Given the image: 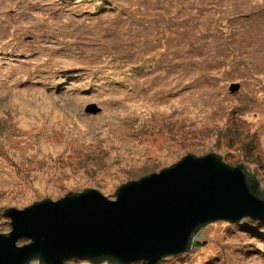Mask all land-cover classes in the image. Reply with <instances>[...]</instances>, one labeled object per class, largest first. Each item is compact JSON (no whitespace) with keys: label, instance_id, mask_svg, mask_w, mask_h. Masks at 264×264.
I'll return each instance as SVG.
<instances>
[{"label":"rangeland","instance_id":"rangeland-1","mask_svg":"<svg viewBox=\"0 0 264 264\" xmlns=\"http://www.w3.org/2000/svg\"><path fill=\"white\" fill-rule=\"evenodd\" d=\"M210 153L264 187V0H0V233L11 207L115 199ZM156 264H264V218L209 222Z\"/></svg>","mask_w":264,"mask_h":264},{"label":"water","instance_id":"water-1","mask_svg":"<svg viewBox=\"0 0 264 264\" xmlns=\"http://www.w3.org/2000/svg\"><path fill=\"white\" fill-rule=\"evenodd\" d=\"M230 91L239 89L238 83ZM94 104L85 112L96 113ZM216 153L186 155L156 173L120 185L115 199L89 189L3 211L0 264H58L69 257L113 264L155 261L190 248L195 231L216 220L264 218V187L242 163ZM29 240L18 245L20 239Z\"/></svg>","mask_w":264,"mask_h":264},{"label":"trees","instance_id":"trees-1","mask_svg":"<svg viewBox=\"0 0 264 264\" xmlns=\"http://www.w3.org/2000/svg\"><path fill=\"white\" fill-rule=\"evenodd\" d=\"M146 175H149V174H145V175H142V176H146ZM142 176H141V177H142ZM255 178H256V177H255ZM256 180H257V178H256ZM257 184H258V180H257ZM122 185H123V184H122ZM258 185H259V184H258ZM243 218H244V217H243ZM243 218H241L238 222L242 221ZM235 223H237V222H235ZM204 225H206V224H204ZM204 225H202V226H200L199 228L196 229V231H195V235H196V233H197V232H198V231H199ZM246 227H247V226H246ZM247 228H248V231H249V232L252 230V228H250V227H247ZM195 235L193 236L192 241H193ZM192 241H191V245H192ZM191 245H190V247H191ZM189 249H190V248H189ZM189 249H187L186 251H188ZM168 257H170V255L164 256V257L160 258V259L157 260V261H140V262L143 263V264H156L158 261L163 260V259L168 258ZM78 259H81V258H73V257H69V258L63 260L62 262H60V264H70L69 262H71V261H77ZM82 260H86V261L92 263L90 260H87V259H82ZM32 261H37V262L39 263V259H38V258H36V259H34V260H32ZM32 261H31V262H32ZM105 261H106V262H110L111 264H113L111 261H107V258L101 260V261L98 262V263L105 262ZM34 263H35V262H34ZM132 263H133V262H132ZM39 264H40V263H39ZM92 264H96V263H92ZM116 264H120V263H116ZM129 264H130V263H129Z\"/></svg>","mask_w":264,"mask_h":264},{"label":"bare ground","instance_id":"bare-ground-1","mask_svg":"<svg viewBox=\"0 0 264 264\" xmlns=\"http://www.w3.org/2000/svg\"><path fill=\"white\" fill-rule=\"evenodd\" d=\"M166 256H167V255H166ZM163 257H164V256H163ZM161 258H162V257H161ZM159 259H160V258H159ZM159 259H158V260H159ZM62 261H63V260H62ZM62 261H60V262H62ZM139 261H142V260H139ZM143 261H144V260H143ZM145 261H146V260H145ZM155 261H157V260H155ZM60 262H59V263H60ZM135 262H136V261H135ZM59 263H58V264H59Z\"/></svg>","mask_w":264,"mask_h":264}]
</instances>
